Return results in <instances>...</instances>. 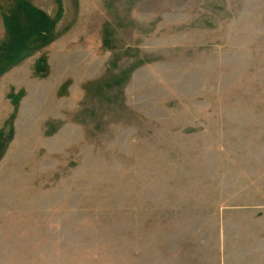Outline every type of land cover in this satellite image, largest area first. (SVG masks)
Instances as JSON below:
<instances>
[{"label": "rangeland", "instance_id": "rangeland-1", "mask_svg": "<svg viewBox=\"0 0 264 264\" xmlns=\"http://www.w3.org/2000/svg\"><path fill=\"white\" fill-rule=\"evenodd\" d=\"M0 264H264V0H0Z\"/></svg>", "mask_w": 264, "mask_h": 264}]
</instances>
